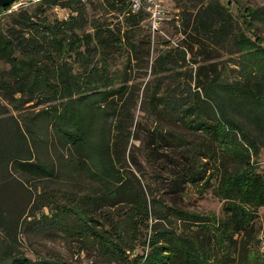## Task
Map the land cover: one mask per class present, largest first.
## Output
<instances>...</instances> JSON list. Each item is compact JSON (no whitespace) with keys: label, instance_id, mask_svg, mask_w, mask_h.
<instances>
[{"label":"trees","instance_id":"16d2710c","mask_svg":"<svg viewBox=\"0 0 264 264\" xmlns=\"http://www.w3.org/2000/svg\"><path fill=\"white\" fill-rule=\"evenodd\" d=\"M105 1L111 9L123 12L131 26L145 19L143 12L130 11L127 0ZM55 6L70 10L66 19L48 17L49 9ZM5 15L10 21L5 30L0 28V60L8 63L9 68L0 72V97L8 103L39 100V104H48V108L21 122L11 115L6 117L5 127H0V264H48L44 259L24 256L15 246V231L25 220V212L11 195L5 196L4 186L11 180L21 184L20 178H13L14 171L31 179L49 180L83 172L100 187L88 204L119 203L118 199L129 191L118 166L122 155L118 143L123 141L130 100L125 78L117 82L108 59L122 48L123 41L130 52L137 55L139 51L130 41L129 31H122L111 21H89L86 2L79 0H41L32 10L21 8ZM232 19L233 15L222 5L209 2L197 11L190 24V35L196 42L210 36L219 42L230 37ZM88 24L91 31H86ZM237 42L241 47L248 44L244 38ZM165 63L164 55H159L157 71L166 69ZM257 75L254 79L250 73H244L238 80L222 81L215 77L206 82L197 81L201 91L195 93L192 103L168 96L153 100L156 108L174 111L181 123L203 136L185 147L183 157L192 165L185 172V180L196 183L203 179L206 185L208 178L214 177L216 185L212 191L223 200L222 217L208 221L174 206L167 207V213L198 225L206 234L198 243L201 249L218 242L220 235L224 234L223 240L230 244L236 243L235 234L239 236L240 245L233 247L235 255L224 253L219 264H242L249 260L245 253L254 238L253 222L258 209L264 207V171L256 169L257 156L264 147V68ZM125 95L120 107H116L117 98ZM0 110V114L6 113L2 105ZM111 119L116 120L113 126ZM48 138L53 148L67 151L62 152L61 160H48L36 154V146L47 147ZM152 140L158 143V137ZM205 171H209L206 178ZM68 196L73 199L56 202L59 204L55 205V211L50 216L42 214L41 220L67 236L94 240L103 256L115 264H126V249L91 225L95 220L80 198ZM51 197L55 202L54 195L45 196L44 192L37 198ZM153 216L165 218L158 210ZM129 262L204 264V259L195 247L156 223L148 252L134 255Z\"/></svg>","mask_w":264,"mask_h":264},{"label":"rangeland","instance_id":"374dc122","mask_svg":"<svg viewBox=\"0 0 264 264\" xmlns=\"http://www.w3.org/2000/svg\"><path fill=\"white\" fill-rule=\"evenodd\" d=\"M85 2L89 21H111L122 31H129L130 41L137 45L139 51L137 55L130 52V47L123 41L122 48L108 59V66L117 75V82L125 78V90L129 92L125 133L123 141L118 143L122 153L118 166L129 191L118 199L117 204L104 202L96 206L88 202L100 192L99 183L86 173L73 172L49 180L31 179L14 171L13 178H20L21 184H17V180L8 181L4 186L5 196L11 195L25 212V220L15 231V246L24 256L32 260L44 259L48 264H115L100 253L94 240L67 236L41 220L42 214L50 216L55 211V205L73 199L68 196L71 195L83 202L85 210L95 220L91 222L95 229L126 249V264H130L129 259L134 255L148 252L149 239L156 223L195 247L198 254H202L204 264H219L224 253L234 256L233 247L240 245V237L236 234L233 236L236 239L234 244L223 240V234L218 242L201 249L198 243L206 234L198 229V225L167 213V207L174 206L180 211L215 221L222 217L223 200L212 191L216 185L214 177H209L206 185L203 179L196 183L185 180V172L192 168L190 161L183 157L185 147L200 141L202 134L181 123L174 111L163 112L161 107L156 108L153 100L168 96L172 100L182 98L186 103H192L195 93L201 91L196 86L197 81L206 82L215 77L222 81L238 80L244 73L256 78L264 68V0H165L167 18L161 22L158 32H151L144 18L131 26L126 22L124 13L111 9L105 0ZM209 2L219 3L233 15L232 33L219 42L214 36L203 37L196 42L190 35V24L197 11ZM36 5L31 4L27 9L32 10ZM2 11L0 9V28L5 30L10 19ZM69 13L68 8L55 6L49 9L48 17L66 19ZM86 26V31L92 30L89 24ZM242 38L248 42L243 47L237 42ZM161 54L166 60L163 65L166 69L157 71L156 60ZM8 68V63L0 60V72ZM125 97L117 98L116 107H120ZM0 105L6 109L5 114H0V127H5L6 117L11 115L21 122L40 109L48 108V104H39V100L26 104L8 103L1 97ZM111 121L113 126L116 120ZM155 136L158 143L152 140ZM47 145L36 146V154L41 158L61 160L62 152H67L56 146L53 148L49 138ZM256 160V169L264 171V147L260 148ZM208 174L209 171H205L203 177ZM42 192L45 196L54 195L56 201H52L53 197L38 199ZM146 210L147 214L144 213ZM157 210L162 211L165 218H154L153 212ZM263 220L264 207H260L253 222L254 238L245 253L249 260L242 264H264L256 242ZM237 255H240L239 250Z\"/></svg>","mask_w":264,"mask_h":264},{"label":"built area","instance_id":"2783aa9c","mask_svg":"<svg viewBox=\"0 0 264 264\" xmlns=\"http://www.w3.org/2000/svg\"><path fill=\"white\" fill-rule=\"evenodd\" d=\"M41 0H14L7 7L2 8L4 14L15 12L21 8H27ZM85 2L87 0H79ZM165 0H127L128 7L132 13L143 12L148 28L151 32H158L160 24L166 17ZM256 242L258 251L264 257V220L257 231Z\"/></svg>","mask_w":264,"mask_h":264},{"label":"water","instance_id":"95a60500","mask_svg":"<svg viewBox=\"0 0 264 264\" xmlns=\"http://www.w3.org/2000/svg\"><path fill=\"white\" fill-rule=\"evenodd\" d=\"M14 0H0V6H6L9 5Z\"/></svg>","mask_w":264,"mask_h":264}]
</instances>
